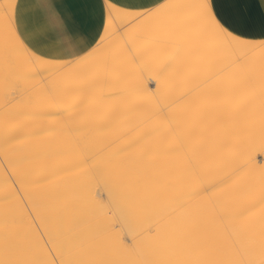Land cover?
<instances>
[{
	"label": "bare ground",
	"instance_id": "6f19581e",
	"mask_svg": "<svg viewBox=\"0 0 264 264\" xmlns=\"http://www.w3.org/2000/svg\"><path fill=\"white\" fill-rule=\"evenodd\" d=\"M18 2L21 31L39 26L38 51L58 56L62 46L74 45L83 52L86 44L77 32L93 47L99 40L97 30L103 35L107 0ZM141 2L151 5L152 0ZM16 3L0 0V77L6 71V25L14 36L9 24L13 12L7 6ZM86 13L95 21L88 28L81 23ZM61 19L67 35L61 34ZM129 19L116 16L108 21L115 36L94 57L67 69L62 63L40 65L43 78L57 86L54 94L63 102L52 104L38 89L31 94V108L25 97L5 109L0 90V161L7 146L12 162L7 166L16 181L13 187L0 164V260L15 255L16 246L27 247L31 221L23 208L33 203L52 216L54 225L59 223L68 253L85 264H152L189 254L224 259L232 255L233 242L245 258H259V237L250 244L234 231L237 221L232 217L249 192L254 194L249 203L256 216L264 212L259 204L264 186V149L259 147L264 137V81L259 67L264 54L238 50L213 57L178 12L125 28ZM70 103L80 105L77 115L92 130L94 145L109 146L108 151L120 153L124 161L112 178L113 193L130 210L131 231L124 239L113 230L110 215L95 211L103 203L97 192L107 201L109 189L87 174L79 151L61 134L60 121L39 115ZM24 112L37 115H21ZM146 116L151 120L144 122ZM168 121L183 130L204 181L200 195L182 207L164 196L167 185L183 183L188 168L175 150ZM145 144L151 149L145 150ZM129 145L136 147L130 150Z\"/></svg>",
	"mask_w": 264,
	"mask_h": 264
},
{
	"label": "snow or ice",
	"instance_id": "6c2138e0",
	"mask_svg": "<svg viewBox=\"0 0 264 264\" xmlns=\"http://www.w3.org/2000/svg\"><path fill=\"white\" fill-rule=\"evenodd\" d=\"M260 7H255V0H186L183 3H168L167 0H152L151 5L144 4L141 0H134L129 4L119 3V0H107V6L103 12V35L97 30L99 40L93 43L87 42L79 32L76 36L85 42L83 52H78L73 45L71 48L62 46L59 49L61 55H51L38 51L41 44L40 29L36 27H26L21 31L20 19L17 16L19 2L15 5H8L12 8V17L9 21L11 33L8 34V25L5 26V48L3 63L6 71L0 77V90H2L5 109L15 103L24 102L28 97L27 107H32L31 94L38 89H43L52 104H59L62 101L54 92L56 85H50L40 72V65L47 63H62L65 69L72 67L75 63L85 57L92 58L103 49L107 41L113 40L115 33L110 32L108 21H112L116 16L130 17L125 28H130L140 21L145 20H165L173 13L178 12L185 19L195 33L201 38L202 46L206 52L213 57L227 55L236 51L261 52L264 54V0H259ZM7 17V11H5ZM84 28L92 26L95 21L87 13L81 21ZM62 35L68 34V26L60 20ZM179 40V37H177ZM239 63V58L236 59ZM31 66L28 70L27 66ZM231 65L221 69L217 75L227 71ZM261 80L264 81V58L259 67ZM38 83H31L37 81ZM151 87V85H149ZM261 107L264 109V97L261 100ZM80 105L68 104L63 108H57L55 112L40 113L45 119H56L60 121V132L69 138V142L77 149L82 157V166L88 169L96 183L109 189L110 199L104 201L103 196L98 191L97 197L103 202L95 209L99 215H110L113 221V230H119L124 239L130 226V210L122 202L121 198L112 191V178L118 174L124 166V161L120 159V153H111L109 146H95L92 130L81 122ZM24 116H35L36 113L24 112ZM151 120L150 116L144 118V122ZM168 131L175 142L177 154H182L187 162V171L182 184L167 185L164 196L170 198L171 202L183 206V202L191 200L200 195L199 188L203 187V176L201 170L194 163L195 151L190 148L183 130L174 127L168 121ZM136 145H129L131 150ZM145 150H150L151 145L145 144ZM259 147L264 149V137L261 138ZM4 151V172L8 175L9 182L16 185L12 179L9 167L12 162L9 160V152ZM207 193L208 189L203 188ZM253 193L249 192L251 199ZM17 196L21 203L23 197ZM249 199H241L238 202L239 211L233 215L237 221L234 231L246 237L250 244L255 245L256 237H259V258L241 253L240 248L233 242V253L224 259L213 258L207 255L189 254L182 258L161 259L152 264H264V212L259 217L256 216L254 206L249 203ZM259 204L264 206V186L260 190ZM23 212L27 213L26 219L31 221L28 224L29 243L27 247L16 246L15 255L6 256L0 260V264H85L84 261L71 256L66 248L63 230L59 223L53 224L50 214L42 211L41 206L33 203L31 208L24 205ZM7 251V246H6ZM88 264H105L104 261H91Z\"/></svg>",
	"mask_w": 264,
	"mask_h": 264
},
{
	"label": "crops",
	"instance_id": "0c3cea01",
	"mask_svg": "<svg viewBox=\"0 0 264 264\" xmlns=\"http://www.w3.org/2000/svg\"><path fill=\"white\" fill-rule=\"evenodd\" d=\"M255 7L258 9L260 7V2L259 0H255Z\"/></svg>",
	"mask_w": 264,
	"mask_h": 264
}]
</instances>
